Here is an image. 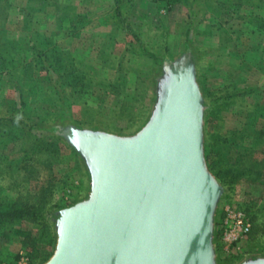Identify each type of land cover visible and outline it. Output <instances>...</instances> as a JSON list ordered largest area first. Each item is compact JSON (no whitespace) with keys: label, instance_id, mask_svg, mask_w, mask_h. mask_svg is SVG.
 Masks as SVG:
<instances>
[{"label":"rangeland","instance_id":"obj_1","mask_svg":"<svg viewBox=\"0 0 264 264\" xmlns=\"http://www.w3.org/2000/svg\"><path fill=\"white\" fill-rule=\"evenodd\" d=\"M64 5L86 15V26L90 24L78 39L66 37L63 31L66 26L62 28L58 24ZM157 5L152 14L165 11L161 18L165 24L160 20L151 25L155 22L149 16L138 15V18L134 15L133 20L129 19L130 10L121 9L113 0L104 4L97 0H0V55L7 47L16 48L18 42L22 50L28 52L25 57L36 63L34 51L27 47L24 34L27 32L23 28L38 30L31 31V45L35 50L41 49L40 46L48 47L50 38L56 43L51 34H57L59 43L75 52L69 53L85 76L89 85L86 91H69V99L61 107H52L54 102L38 105L34 98L28 101L33 121L38 125L33 133L61 142L54 131L47 128L56 120L61 123L75 120L84 124L82 126L101 127L117 133L136 130L147 115L148 83L153 73L166 61L165 55L175 52L185 36V50L176 54V58L186 51L197 60L198 83L209 104L205 122L207 141L212 134L225 137L233 132L241 141L229 154V163L234 164V170L239 166L248 170L231 188L222 183L226 189L217 210V264H239L251 256H264V121L256 122L253 131L244 126L247 113L257 104L264 105V0H164ZM38 8L46 10L36 17L34 14L40 13H35ZM53 22L56 26L51 28ZM111 26L115 30L127 28L131 35L120 33L116 36L112 31L104 35L102 31ZM111 37L115 41L106 46ZM148 48L156 51L159 57L151 54ZM7 81L6 89L0 85V117L4 119L11 115L9 103L18 94L10 80ZM225 86L253 91L242 93L231 106L220 110L216 120L208 121L211 112L208 96L220 95V89ZM45 90L52 94L51 90ZM7 137V131L0 132V203L9 199L36 201L45 191L44 217L54 242L38 241L33 249L18 233L11 240L8 238L10 241L7 234L2 235L0 249L11 254L2 264H43L52 255L56 243L50 215L86 196H83L85 174L77 157L63 143L58 155H44L21 171L16 164L23 159L24 150L30 149L32 138L11 143ZM237 157L244 161L237 163ZM207 163L209 166L208 142ZM234 208L245 215L250 225L249 232L238 242H231L224 236L225 226L222 225L226 213ZM24 224L26 235L37 236L38 224L37 227L35 223ZM16 256H19L17 260Z\"/></svg>","mask_w":264,"mask_h":264},{"label":"water","instance_id":"obj_2","mask_svg":"<svg viewBox=\"0 0 264 264\" xmlns=\"http://www.w3.org/2000/svg\"><path fill=\"white\" fill-rule=\"evenodd\" d=\"M176 56L152 75L147 115L133 132L53 126L80 163L86 196L51 213L56 243L43 264H217L226 188L207 163L197 60Z\"/></svg>","mask_w":264,"mask_h":264},{"label":"trees","instance_id":"obj_3","mask_svg":"<svg viewBox=\"0 0 264 264\" xmlns=\"http://www.w3.org/2000/svg\"><path fill=\"white\" fill-rule=\"evenodd\" d=\"M118 4H122L123 0H116ZM57 7V6H56ZM67 5L63 6V15L59 26L66 30H71L73 37H77L78 30L86 26V15L76 12L75 8L72 10ZM60 9V8H59ZM38 8L35 11H40ZM45 10V8H44ZM61 10V9H60ZM43 11V10H42ZM75 34V35H74ZM48 47L40 46L41 49L35 50L34 46L29 47V51H34L36 56V63L29 62L18 70L7 67V79L13 85L15 91L20 94L18 104L11 100V115H7V119L0 117V132L7 131V138L11 143L17 142L24 138H32L30 149L24 150L23 159L19 161L16 166L19 170L24 171L28 164L30 165L47 154L58 155L61 151L62 143L58 139L49 138L43 139L33 133L38 125L33 121V114L28 107V101L31 98L36 99L38 105L47 103L53 104L52 107H61L64 102L67 103L69 99V91L76 93L78 90H84L89 87L86 83L85 76L79 70L75 61L70 57L68 52L62 51L57 47V44L48 39ZM43 47V48H42ZM10 50L11 48L8 47ZM3 67V66H2ZM78 68V69H77ZM1 71V69H0ZM27 73H31L30 76ZM1 76L2 73L0 72ZM42 74V75H38ZM18 76V77H14ZM3 84L0 81V85ZM51 90L52 94H47L46 90ZM251 88L237 89L233 86H225L220 89V95L211 94L208 98L211 101V112L209 120L217 119L223 108L229 107L235 102V99L242 95V93L252 92ZM50 95V96H49ZM53 99H52V98ZM226 108V109H227ZM246 127L253 131V127L258 121H264V105L257 104L255 109L247 113ZM62 116V115H61ZM238 138L234 137V133L229 136H218L212 134L208 137V161L211 170L216 177L228 188L233 184L238 183V180L247 175L248 170L239 166L234 170V164L231 166L228 160L229 154L239 145L236 143ZM246 138H243V140ZM64 147V146H63ZM226 160V162H225ZM244 159L237 157V163L243 162ZM227 167H225V165ZM54 193V192H53ZM45 191L37 198L36 201L26 200L19 201L17 199L7 200L5 203H0V236L7 234V240L10 241L17 235L21 239H27L29 245H34L38 241L47 240L48 244H53L54 239L51 235L50 226L44 217L45 211ZM49 201L46 202V206ZM24 223L39 225L37 236H32L24 233ZM10 240H9V239ZM40 238V239H39ZM11 254H5L4 250L0 249V264L4 263L6 258ZM19 256H16L17 260Z\"/></svg>","mask_w":264,"mask_h":264},{"label":"crops","instance_id":"obj_4","mask_svg":"<svg viewBox=\"0 0 264 264\" xmlns=\"http://www.w3.org/2000/svg\"><path fill=\"white\" fill-rule=\"evenodd\" d=\"M91 2L92 1H95V0H90ZM109 1H111V0H97V2L98 3H100V4H104L105 2L107 3V2H109ZM164 0H160V1H153V0H131L130 2H129V0H123V3L122 4H117V2H116V0H113V3L116 5V6H120L121 7V9H123V10H125L126 8L127 9H129L130 10V12L128 13V15H129V19L131 18L132 20H133V17H134V15H136L138 18H139V16L138 15H140V16H149V18L151 19V21L152 22H155V23H152L151 25H154V24H156V22H159L160 20L162 21V23H164L165 24V22L161 19L162 17H164V15L166 14V12L165 11H163V10H159V13H158V15H154V14H152V10L154 9V8H156L157 9V4H160L161 2H163ZM144 3H146L148 6L147 7H145V4ZM43 8L39 11L40 13H38V11H36L35 13H38V14H34L36 17L37 16H39L40 14L41 15H43V11H45V10H43ZM76 10V9H75ZM77 12V11H76ZM78 13V12H77ZM32 15V14H31ZM102 16H104V14L102 15ZM89 20H90V22H91V18L89 17ZM93 20V19H92ZM126 22H128V19L126 20ZM91 23H94V21H92ZM53 25H55L56 26V23H54L53 22V24H52V27L51 28H53ZM90 25V24H89ZM88 25V26H89ZM88 26H85L84 28H81V29H79L78 30V33H77V36H80L81 34H82V32L86 29V27H88ZM119 29H117V30H115L112 26L111 27H109L108 28V30H106V31H102V33L103 32H105V33H103L104 35H107V34H109V32H113L116 36H117V34H119L120 35V33H122V34H124V35H131V34H129V32H128V29L127 28H122V27H118ZM57 29L59 30V28L57 27ZM62 29V28H61ZM65 29V28H64ZM133 28L131 27V30H132ZM23 31H25V32H27V33H24L25 35H27L26 36V42L28 43L27 44V47L28 46H31V42H32V32H36V31H38L37 29H35V28H33V29H31V30H26L25 28H23ZM32 31V32H31ZM64 31V33H65V36L66 37H68L69 39L71 38V39H73L72 37H73V33H72V31L71 30H63ZM137 31L136 30H133V33H135V34H137L136 33ZM52 36H54L55 37V40H56V43H57V47L59 48V49H61L62 51H65V52H71V53H75V52H73L72 50H70V49H66L65 47H63L59 42V38H58V35L57 34H51ZM75 35V34H74ZM170 35V34H169ZM74 38H77L78 39V37H74ZM117 40H119L118 38H116ZM186 37L184 36L183 38H182V40H181V43H180V45H179V47L178 48H176L175 49V52H170V53H168L167 55H165V57H167V58H170V57H172L173 55H176V54H178V53H180L182 50H184L185 49V47L184 46H186ZM111 41H115V39H114V37H111V39L109 40V41H107V44H106V46H108V43L109 42H111ZM25 42V43H26ZM17 44H16V48L14 47V48H11V50L7 47V50H5V52L3 53V55H0V69H1V73H2V76H1V74H0V80L2 81V88L3 89H6L7 88V67H9V68H13L14 70H18V72H19V69H20V72L19 73H21V68L23 67V66H25L27 63H29L31 60H28L26 57H25V55L28 53L26 50H22V48L19 46V43L18 42H16ZM30 43V44H29ZM128 44H130V45H132V43L131 42H128ZM145 44V43H144ZM146 48V47H145ZM29 49V48H28ZM149 49V48H148ZM150 50V52H151V54H156V56L157 57H159V55L157 54V52L156 51H154V50H151V49H149ZM69 55H70V57L73 59V56L69 53ZM75 58L76 59H79L78 57H76L75 56ZM74 60V59H73ZM3 66V67H2ZM95 66H97V65H95ZM155 73V72H154ZM153 73V74H154ZM149 84V88H150V83H148ZM149 91V93H148V99H147V102H148V106H147V110H148V108H149V101H150V90H148ZM17 100H18V102H19V100H20V94L18 93L17 95H16V97H15V99H13V101H15L16 103H17ZM72 122H74V123H76V124H79V125H84V124H82V123H79V122H77V121H75V120H71ZM61 122H59V120H56V121H54L52 124H50V125H48V126H50V127H48L47 126V128H53V126L54 125H57V124H60ZM86 126V125H85ZM245 127H246V125H244ZM95 128H99V129H103V130H105L104 128H101V127H95ZM107 131V130H106ZM230 135V133L228 134V136ZM243 140V139H242ZM245 140V139H244ZM241 140L240 139H237V141H236V143L237 142H240ZM208 142V141H207ZM62 143V142H61Z\"/></svg>","mask_w":264,"mask_h":264},{"label":"built area","instance_id":"obj_5","mask_svg":"<svg viewBox=\"0 0 264 264\" xmlns=\"http://www.w3.org/2000/svg\"><path fill=\"white\" fill-rule=\"evenodd\" d=\"M160 1V0H153ZM225 226V237L231 242H238L244 234L250 230V225L245 219V215L235 208L226 213V218L223 221ZM228 230V231H227Z\"/></svg>","mask_w":264,"mask_h":264}]
</instances>
